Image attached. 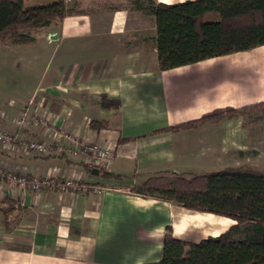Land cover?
Segmentation results:
<instances>
[{
	"label": "crops",
	"instance_id": "crops-1",
	"mask_svg": "<svg viewBox=\"0 0 264 264\" xmlns=\"http://www.w3.org/2000/svg\"><path fill=\"white\" fill-rule=\"evenodd\" d=\"M76 1L92 11L39 27L42 51L22 59L37 79L0 112V128L46 143H96L111 149L112 158L98 171L84 155L38 156L0 144L3 167L102 188L99 194L90 187L85 193L31 191L0 177V264H143L160 259L167 226L188 242L219 235L235 220L141 196L130 187L160 171L198 174L256 163L249 130L254 123L243 117L160 129L214 108L264 100V45L262 54L234 52L161 70L152 15L127 0ZM25 105L43 114L52 131L16 128ZM2 208H10L9 230Z\"/></svg>",
	"mask_w": 264,
	"mask_h": 264
},
{
	"label": "trees",
	"instance_id": "trees-1",
	"mask_svg": "<svg viewBox=\"0 0 264 264\" xmlns=\"http://www.w3.org/2000/svg\"><path fill=\"white\" fill-rule=\"evenodd\" d=\"M66 1L45 0L25 5L23 0H0V44L9 35L14 36V43L32 42L31 33L21 29L43 27L56 18L92 11L79 7L76 0L68 7ZM127 1L153 17L161 70L264 45V0ZM209 13L217 14L218 18L205 21ZM100 105L109 107L105 100ZM233 117H243L245 124L262 122L264 100L241 107L214 108L198 118L160 130L198 127ZM101 170L104 169H98ZM130 190L235 220L219 235L198 242L173 236L167 226L160 259L143 264H264V171L255 164L246 162L198 174L160 171L134 183ZM2 209L3 221L9 230L6 219L10 208Z\"/></svg>",
	"mask_w": 264,
	"mask_h": 264
},
{
	"label": "built area",
	"instance_id": "built-area-1",
	"mask_svg": "<svg viewBox=\"0 0 264 264\" xmlns=\"http://www.w3.org/2000/svg\"><path fill=\"white\" fill-rule=\"evenodd\" d=\"M16 128H27L42 126L46 130L52 131L43 114L23 106L15 120ZM71 144L60 141L57 143H46L36 138H19L14 132H8L0 128V144L6 147L18 146L19 150L26 154L46 156L53 153L68 154L72 157L84 155L87 159L88 167L91 169H105L112 158V151L92 142H79L73 139ZM0 177L6 179L10 185H16L23 189L38 191L44 188H55L59 191L69 190L71 192L85 193L90 189L99 194L102 188L89 186L76 178L64 177L58 174H47L44 176L27 175L0 165Z\"/></svg>",
	"mask_w": 264,
	"mask_h": 264
},
{
	"label": "rangeland",
	"instance_id": "rangeland-1",
	"mask_svg": "<svg viewBox=\"0 0 264 264\" xmlns=\"http://www.w3.org/2000/svg\"><path fill=\"white\" fill-rule=\"evenodd\" d=\"M73 1L67 0V6H73ZM23 3L25 5L37 4L40 3V0H23ZM217 18V14L209 13L205 16L204 20L213 21ZM20 31H29L36 40L29 43H16L14 45V36L9 35L0 44V112L7 109L8 105L11 104V100L16 99L37 79L35 70L28 69L22 59L26 58L27 55L42 51V47L44 46L41 40L43 38V31L40 28L21 29ZM251 52L262 54L260 47L252 49ZM249 130L252 131L256 138L255 165L264 171V119L260 123L252 124Z\"/></svg>",
	"mask_w": 264,
	"mask_h": 264
}]
</instances>
